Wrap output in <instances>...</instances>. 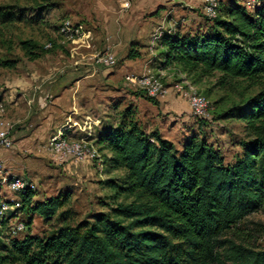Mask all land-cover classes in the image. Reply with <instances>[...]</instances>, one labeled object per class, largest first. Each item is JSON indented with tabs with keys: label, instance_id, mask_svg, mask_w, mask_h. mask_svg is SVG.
<instances>
[{
	"label": "trees",
	"instance_id": "16d2710c",
	"mask_svg": "<svg viewBox=\"0 0 264 264\" xmlns=\"http://www.w3.org/2000/svg\"><path fill=\"white\" fill-rule=\"evenodd\" d=\"M8 9L0 6V27L22 19ZM206 19L202 31L162 35L161 66L197 80L218 73L221 85L264 78V13H251L238 0H229L225 5L221 1L216 17ZM21 48L31 60L42 55L32 39L22 41ZM139 55L130 50L128 57ZM257 84L261 88L254 96L224 113L245 122L250 136L232 163L205 137L192 135L178 148L159 131L145 132L130 119L132 108H126L120 124L104 129L99 143L111 152L108 162L126 170L121 183L106 182L115 188L114 197L125 195L128 201L46 237L12 239L6 252L0 249V264H264L257 237L237 232L239 225L249 229L254 224L258 236L264 233L263 223L250 221L264 210V79ZM103 149L99 147L101 153ZM19 195V201L0 200L47 220L63 204L58 197L35 201V189ZM32 221L24 222L26 228Z\"/></svg>",
	"mask_w": 264,
	"mask_h": 264
},
{
	"label": "rangeland",
	"instance_id": "374dc122",
	"mask_svg": "<svg viewBox=\"0 0 264 264\" xmlns=\"http://www.w3.org/2000/svg\"><path fill=\"white\" fill-rule=\"evenodd\" d=\"M221 1L225 5L229 0ZM99 2V0H51V3L36 4L33 0H0V6H9L8 10L10 12H14L18 17L22 18L19 21L0 27V93L8 90L7 82L18 68L23 66L24 61H32L25 56L21 48L22 41L32 39L38 42L42 49V52L40 51L42 55L46 52L55 54L59 41H63L62 36L59 34L60 23L65 19H71L74 23L76 21H85L89 27L93 28V22L97 23L102 18L97 16L95 11ZM116 2L119 3V0H116ZM93 11L94 14H92ZM199 11L201 10L199 9ZM198 15L206 19L205 13L200 12ZM168 30L170 29L166 25L163 29H158L157 31L150 30V38L146 41V43L151 41V44L147 45L148 49L149 46L150 48L160 46V39ZM125 41L130 42L128 39H125ZM47 43L54 45L50 51H47L46 47L44 48ZM130 47L133 53L139 52L134 44ZM114 50L115 48H112V50L108 48L99 52L110 51L115 55ZM147 51V54H149L150 51ZM159 56H161L162 60V55L158 54ZM161 60L159 62L162 63L163 60ZM8 61L9 64L7 66L5 62ZM10 61H16V64ZM117 64L118 61L112 66L116 67ZM149 73L160 74L161 72ZM218 75L216 73L197 80L187 76L177 68L169 70V74L161 73L165 86L169 88V92L166 95L171 94L174 97L173 100L179 103L175 109L170 107L171 103L169 101L161 102L158 97L156 98L158 104L155 105L149 102L147 99L149 95L142 89L120 84L118 89H114V96L110 97L111 99L99 95V100L102 102H99V112L92 117L94 119L92 128L86 129L83 124L81 129H79V133L83 134L85 131L90 130L92 136L88 135V137L90 136L89 138L103 149V144L99 143L103 130L111 126H118L123 119V112L126 108L131 107L134 113L130 116V119L137 121L145 132L159 131L172 140L178 148H182L185 140L192 135L205 137L222 151L226 163H232L237 156L242 155V142L249 139L250 136L246 130L245 122L237 116L226 118L224 113L233 107L244 104L248 98L254 96L261 88V85L257 84V82L261 83L264 78L257 80L236 79L221 85L217 80ZM185 78L193 83L199 92L206 94L211 102L214 103L217 119L211 117L206 122L201 121L191 113V110L187 111L180 106L181 103H184V105L186 104L189 107V104L179 94L175 93L171 87L174 83ZM123 79H125L124 76L120 81L121 83L124 81ZM0 99L5 102L1 96ZM106 106L110 108L105 110ZM112 108L114 110L111 111ZM90 121V118L86 119V125H89ZM86 133L89 134V132ZM80 136L70 135L69 137L79 139ZM102 151L105 159L103 170L98 169L91 162L77 161L55 162V164L50 162L52 164L50 170H44L42 168L43 164L48 162L41 161L42 158L33 154L38 160L36 162L38 164L37 167L35 166L31 173L23 172L19 176L31 180L35 184V201H47L51 197H58L63 204L59 212L48 220L42 218L39 214H32L27 209H17L16 206L7 210L3 216L5 222L3 223L0 219V249L6 252L7 247L5 245H10L12 239H23L28 234L46 237L64 225H75L84 220H92L94 215L110 211L111 207L116 203L128 201L125 195L114 197L116 195L115 188L110 187L106 182L108 179H112L121 183L126 176V170L113 167L108 162L111 152L107 149ZM1 196L4 199L13 201H19L20 199L19 194L10 192L5 186L2 188ZM12 211L15 213L12 214ZM31 219H33L32 224L27 225L24 231L12 234L11 227L16 222L29 223ZM250 221L264 224V210L253 214L250 217ZM239 226L241 229L237 231L238 233L242 235L244 231L253 233L257 237L256 243L260 248H264V233L258 236L259 232L252 230L255 228L254 224H249V229H244L243 225Z\"/></svg>",
	"mask_w": 264,
	"mask_h": 264
},
{
	"label": "crops",
	"instance_id": "0c3cea01",
	"mask_svg": "<svg viewBox=\"0 0 264 264\" xmlns=\"http://www.w3.org/2000/svg\"><path fill=\"white\" fill-rule=\"evenodd\" d=\"M99 1L95 11L102 17L101 21L93 22V28L85 21L75 22L90 32L87 41H59L55 54L46 52L35 60L24 61L7 82L8 90L0 93L7 104V118L15 123L13 147L0 150V160L8 175L31 173L38 165L35 155L48 162L42 168L50 170L55 161L47 146L51 136L58 132L67 136L81 135L80 138L92 136L90 130L83 135L79 129L83 124L86 129L92 128V117L99 112V95L110 98L120 84L134 86L125 79L120 82L126 74L155 71L169 74L172 68L165 69L159 62L158 54L161 55L163 46L147 47L151 44V41L146 43L150 30L157 31L166 25L170 29L167 32L195 33L208 25L206 19L198 15L204 13L202 0H130L128 8H123L121 0L120 4L116 0ZM132 44L139 50L138 57H128ZM108 48H115L116 67L112 66L115 62L99 64L95 60L97 52ZM173 99L171 94L158 98L161 102L169 101L170 107L175 109L179 103ZM180 106L190 110L184 103ZM109 108L106 106L105 110ZM88 118L91 121L86 125Z\"/></svg>",
	"mask_w": 264,
	"mask_h": 264
},
{
	"label": "built area",
	"instance_id": "2783aa9c",
	"mask_svg": "<svg viewBox=\"0 0 264 264\" xmlns=\"http://www.w3.org/2000/svg\"><path fill=\"white\" fill-rule=\"evenodd\" d=\"M123 8L131 5L130 0H121ZM204 13L209 18H214L219 14L221 0H202ZM251 13L262 11L264 13V0H238ZM59 34L63 38V42L87 41L90 38V32L86 31L81 25H77L71 19L63 20L59 25ZM46 48L52 47V43H47ZM95 60L99 64H111L115 62V55L110 51L97 52ZM163 74V73H162ZM125 80L144 90L150 97H162L169 92V88L165 86L161 73L147 74H126ZM175 93L184 98L190 107L191 113L197 118L211 119L214 106L211 100L203 93L199 92L196 86L187 78L182 79L173 84L171 87ZM15 123L7 118V104L0 99V150H9L14 145L12 131ZM47 150L51 158L57 163L67 161L91 162L98 169L103 170L104 158L98 145L94 140L86 138H71L63 132L56 133L51 136ZM6 187L12 193H24L28 189H35V184L22 176H10L6 173V167L0 160V196L2 188ZM19 205V203H17ZM10 206L6 200H0V217H3ZM12 234H17L26 229L23 221L16 222L11 227Z\"/></svg>",
	"mask_w": 264,
	"mask_h": 264
}]
</instances>
